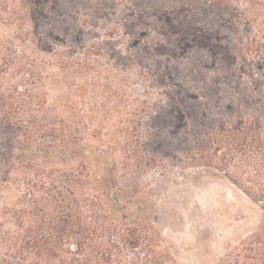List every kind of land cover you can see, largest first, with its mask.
<instances>
[{
  "label": "trees",
  "instance_id": "trees-1",
  "mask_svg": "<svg viewBox=\"0 0 264 264\" xmlns=\"http://www.w3.org/2000/svg\"><path fill=\"white\" fill-rule=\"evenodd\" d=\"M0 23L30 51L0 39V264H180L168 168L264 210V0H0ZM210 264H264V229Z\"/></svg>",
  "mask_w": 264,
  "mask_h": 264
},
{
  "label": "rangeland",
  "instance_id": "rangeland-1",
  "mask_svg": "<svg viewBox=\"0 0 264 264\" xmlns=\"http://www.w3.org/2000/svg\"><path fill=\"white\" fill-rule=\"evenodd\" d=\"M0 39L14 43L15 57L28 60V48L21 45L16 31L13 33L3 23H0ZM17 72L14 69V76ZM79 82L68 79L67 83L75 88ZM83 116L90 115H76ZM125 117L114 115L116 120ZM156 178L152 183L156 189L158 185L157 225L180 264L213 263L242 240L264 229V210L219 176L198 169L168 168L162 174L156 173Z\"/></svg>",
  "mask_w": 264,
  "mask_h": 264
}]
</instances>
